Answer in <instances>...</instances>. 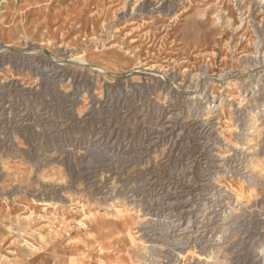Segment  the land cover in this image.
<instances>
[{"label":"rangeland","instance_id":"374dc122","mask_svg":"<svg viewBox=\"0 0 264 264\" xmlns=\"http://www.w3.org/2000/svg\"><path fill=\"white\" fill-rule=\"evenodd\" d=\"M0 264H264V0H0Z\"/></svg>","mask_w":264,"mask_h":264}]
</instances>
